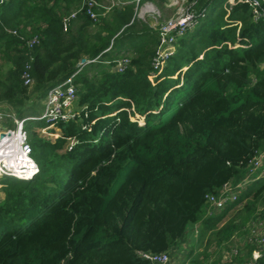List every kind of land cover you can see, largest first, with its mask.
Instances as JSON below:
<instances>
[{
  "label": "trees",
  "instance_id": "trees-1",
  "mask_svg": "<svg viewBox=\"0 0 264 264\" xmlns=\"http://www.w3.org/2000/svg\"><path fill=\"white\" fill-rule=\"evenodd\" d=\"M121 1L106 15L96 8L97 20L78 11L64 28L82 0H0V104L24 119L38 166L29 180L0 178V264H152L140 253L170 257L189 224L221 245L264 217V175L207 214V196L240 182L264 149V17L238 0H196L204 16L150 80L158 32L135 16V0ZM70 77L77 114L42 137L33 126L47 124L28 117Z\"/></svg>",
  "mask_w": 264,
  "mask_h": 264
},
{
  "label": "built area",
  "instance_id": "built-area-1",
  "mask_svg": "<svg viewBox=\"0 0 264 264\" xmlns=\"http://www.w3.org/2000/svg\"><path fill=\"white\" fill-rule=\"evenodd\" d=\"M139 1L140 0H136L135 2L134 14L137 18L144 19L147 15H151L152 2L145 0V2L139 4ZM171 1L175 5L179 4L172 16L161 23L157 28L158 44L155 54L151 59L152 71L149 75L150 80L161 70L167 59L173 55L178 40L196 24L199 17L205 14V10L202 9L200 12H197L195 9L196 0H192L191 2H189V0ZM238 1L247 3L250 6L255 19L264 17V5L261 0ZM185 2L188 4L185 5ZM121 3V0H112L109 6L104 7L98 0H82L78 10L63 18L64 28L68 26L70 19L75 17L78 11L84 10L92 20H97L100 13L95 10L96 8L108 10L113 5ZM234 3L235 0H228L229 5ZM226 9L229 11V7ZM36 42L37 37H32V39L27 41L28 47L32 48L33 44ZM129 61L130 57L127 55L117 58L114 60L115 64L113 70L122 72ZM28 69L29 66L27 65L22 72V77L26 85H30L33 82ZM71 78L72 77L49 89L44 99L43 111L36 117L28 118L43 120L47 124L44 128H53L55 130L58 129L54 127L55 122L68 121L74 118L77 114L76 110L73 108V103L76 99V86ZM8 119L13 121L14 126L0 127V133L2 134L0 136V177L9 175L29 180L38 173V166L32 156V148L29 143L28 133L23 127L24 119H18L14 114L0 110V123L6 122ZM141 120V117H139V123ZM57 135L58 133L55 134V137ZM258 169H262V172L264 171V149L251 159L248 171L240 182L236 184L227 182L222 186L218 195L207 196V202L209 204L207 207V214H211L213 209L223 208L228 202L236 200L239 189L250 180L259 176V174H256L255 177L253 176ZM242 242L245 246L248 245L253 248L250 251L249 257L238 264H259V260L264 257V217L257 216L248 222L247 233L244 235ZM242 249L236 246L231 250L226 261H228V263L234 262L233 258L244 252ZM140 255L148 259L152 264H167L170 260L167 252H141Z\"/></svg>",
  "mask_w": 264,
  "mask_h": 264
},
{
  "label": "rangeland",
  "instance_id": "rangeland-1",
  "mask_svg": "<svg viewBox=\"0 0 264 264\" xmlns=\"http://www.w3.org/2000/svg\"><path fill=\"white\" fill-rule=\"evenodd\" d=\"M191 1L192 0H189V2ZM217 2L218 0L215 1V3ZM178 4L176 5L173 4L171 0H164L163 3H160L159 1L158 3L156 1H152V10H151L152 12L150 14L151 16H153L151 19L155 23L154 29L157 30V28L160 26L161 23H163L165 20H167L169 17L172 16ZM184 4L187 5L188 3L185 2ZM7 109L8 111L5 112L14 114L12 111L13 109L11 110V108H7L4 105L0 104V110H7ZM12 123L13 121L11 119H8L6 122H1L0 125L2 126L0 127H4V126L11 127L10 125ZM12 126H14V123ZM33 130H35V132H37L40 136L49 138L51 140L55 138V134L59 133V129H56L57 130L56 131L53 128H49V129L40 128L37 125L33 126ZM256 172L259 174V176H257L256 178L264 175V171L262 172V169L260 170L258 169ZM124 175L125 172H122V174L116 180L114 186L120 184ZM2 197H3V192L1 191V185H0V199ZM263 208H264V196L262 198V203H259L257 205V210L259 211V213L256 212L255 215L256 216L260 215L261 214L260 212ZM241 213L243 214V212ZM224 221L225 220H223L220 224H218V226H221L224 223ZM241 221L242 218L236 219L238 225H241ZM201 224L202 222L199 221L196 227H193L192 224H189L187 226L186 234L180 240L178 249L170 254L171 260L169 264H191L194 258L196 257L202 258L204 253L207 254L206 258H204V264H229L228 261H226V259L230 255L231 250H233L236 246L241 247V249L243 248L242 251L244 252L241 254V259L245 258L244 254L250 250V247L248 245L245 246L242 242L244 235L247 233V225H245L243 228L241 226L240 230L234 233L233 236L230 237L228 241L222 242L221 245H218L216 244L213 238L212 231H207L203 233V235L201 234V228H202ZM252 248L253 247L251 246V249Z\"/></svg>",
  "mask_w": 264,
  "mask_h": 264
},
{
  "label": "crops",
  "instance_id": "crops-1",
  "mask_svg": "<svg viewBox=\"0 0 264 264\" xmlns=\"http://www.w3.org/2000/svg\"><path fill=\"white\" fill-rule=\"evenodd\" d=\"M99 1V0H98ZM111 1L112 0H100L99 1V3L101 4V5H103L104 7H107V6H109L110 5V3H111ZM150 1V0H149ZM135 2H136V0H135ZM143 2H145V1H139V4H142ZM151 2H152V0H151ZM135 5H136V3H135ZM114 6H117L118 8H120L121 7V5H119V4H115ZM135 8V7H134ZM110 9H105L104 10V14L106 15L107 13H108V11H109ZM153 16H151V15H147L144 19L142 18V19H140V20H142L143 22H145L146 24H148V26L150 27V28H152V29H154V21L151 19ZM154 30H156V29H154ZM126 55L129 57V55H131V53H126ZM43 111V104H42V106H41V108H40V112H42ZM198 223H199V221L198 222H196V223H192V226L193 227H196L197 225H198ZM171 260V259H170ZM170 260H169V262L167 263V264H169L170 263Z\"/></svg>",
  "mask_w": 264,
  "mask_h": 264
},
{
  "label": "water",
  "instance_id": "water-1",
  "mask_svg": "<svg viewBox=\"0 0 264 264\" xmlns=\"http://www.w3.org/2000/svg\"><path fill=\"white\" fill-rule=\"evenodd\" d=\"M262 1V3L264 4V0H261ZM85 62V58H82L81 59V61H80V63H84ZM2 134L0 133V136H1Z\"/></svg>",
  "mask_w": 264,
  "mask_h": 264
}]
</instances>
